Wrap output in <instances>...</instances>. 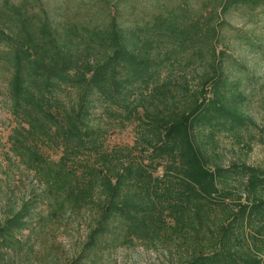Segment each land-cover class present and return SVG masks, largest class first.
<instances>
[{
	"label": "trees",
	"instance_id": "obj_1",
	"mask_svg": "<svg viewBox=\"0 0 264 264\" xmlns=\"http://www.w3.org/2000/svg\"><path fill=\"white\" fill-rule=\"evenodd\" d=\"M69 3L53 19L43 0H0L15 122L5 162L38 189L2 207L0 254L44 208L54 221L90 214L79 264L135 242L177 243V264H264V167L223 166L208 151L218 136L250 149L256 124L243 107L255 81L233 74L223 33L243 10L256 25L235 37L264 55V0ZM181 43L190 49L166 83L160 70ZM127 124L132 144L106 147L107 131Z\"/></svg>",
	"mask_w": 264,
	"mask_h": 264
},
{
	"label": "rangeland",
	"instance_id": "obj_2",
	"mask_svg": "<svg viewBox=\"0 0 264 264\" xmlns=\"http://www.w3.org/2000/svg\"><path fill=\"white\" fill-rule=\"evenodd\" d=\"M49 14L54 19L66 12V1L70 7H76L79 0H43ZM77 10V9H76ZM243 10L233 11L227 15L228 22L236 28L235 31L224 32L228 52L235 60L232 70L235 76L253 77L254 85L246 90L247 100L244 112L255 122L256 128L249 131L254 135L250 142V149L239 144L232 138L218 136L214 147L208 149L210 153L217 152L219 162L223 166L230 163L245 162L248 165L264 167V145L259 142V136L264 134V55L249 49L235 37L240 33L249 32L256 25L254 18L249 21L243 16ZM259 18V16L257 17ZM259 25V24H258ZM190 49V43H181L171 48L167 61L160 70V78L169 83L176 74L179 58ZM9 73L0 67V211L5 203L15 204L24 196L34 198L38 189L34 185L29 173L17 168L12 163L5 162V152L8 147L7 136L14 120L7 110L4 97L5 81ZM134 139V126L127 124L124 128H111L105 135V146L130 145ZM6 205V204H5ZM38 219L32 221L28 229L17 233L16 244L0 254V264H79L76 261L85 241L86 224L90 215L83 210L80 215L64 216L59 221L47 218L45 209L35 210ZM44 216V217H42ZM86 218V219H85ZM86 224H85V221ZM180 248L177 243L168 247H144L140 243L117 246L98 252L83 261L84 264H177Z\"/></svg>",
	"mask_w": 264,
	"mask_h": 264
}]
</instances>
